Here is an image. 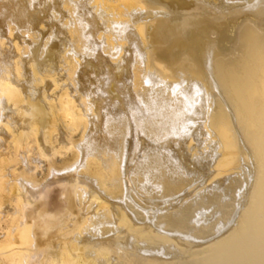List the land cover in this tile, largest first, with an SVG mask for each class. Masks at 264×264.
Instances as JSON below:
<instances>
[{"label":"bare ground","instance_id":"1","mask_svg":"<svg viewBox=\"0 0 264 264\" xmlns=\"http://www.w3.org/2000/svg\"><path fill=\"white\" fill-rule=\"evenodd\" d=\"M243 1L0 0V264H264V0ZM243 162L233 210L128 204Z\"/></svg>","mask_w":264,"mask_h":264},{"label":"rangeland","instance_id":"2","mask_svg":"<svg viewBox=\"0 0 264 264\" xmlns=\"http://www.w3.org/2000/svg\"><path fill=\"white\" fill-rule=\"evenodd\" d=\"M224 3H223V2ZM218 0V5L217 6H214V10L216 9V11L218 12V15L221 17V19H224L226 18V10L230 9L231 8H234L235 6L238 7L240 6L244 1L243 0ZM239 1V2H238ZM221 2V3H220ZM227 2V3H225ZM231 2V4H230ZM238 2V3H236ZM234 3V4H233ZM224 5V6H223ZM220 6V7H219ZM219 7V8H218ZM227 10V11H228ZM222 11V12H221ZM220 12V13H219ZM224 13V14H223ZM223 14V15H222ZM150 15V17H149ZM153 16L152 14H146L145 15V20L148 21L149 19H153ZM71 157V156H70ZM72 159V158H71ZM54 160V161H53ZM49 163V164H48ZM53 163V164H52ZM56 163V164H55ZM58 163V164H57ZM52 164V165H51ZM64 164V161L62 160H59V159H49V160H46L43 167H42V170H41V173L39 174L38 173V176L37 174L34 175L33 179L36 181V182H39V183H43L45 181H48V179H50L51 177V172H52V169H59L60 166L62 167V165ZM50 168V169H49ZM241 168V169H240ZM240 168H239V172L237 173H229V174H226L224 175L222 178V181H223V185L221 188H218L215 183L211 182V183H208L205 185V175H204V172L202 173H196L194 175H191L189 176V178H187L188 180H186V177L183 178L184 181H186L187 183L191 182L193 183L194 186H198L200 185V189L199 191H196V194L192 195V197L188 198L185 202L186 203H183V205L181 204L180 205V210H177L179 209L178 207L177 208H171V203L168 202L167 200L170 198V195H169V192L167 190H162L161 193H153V197L156 198L158 201L162 200L163 201V204H160L159 206L155 207L156 205H152V204H148V208L147 207V203H144L142 204V201L139 200V198L136 197L135 193L131 192V198H132V201H128V204L130 203V209L131 210H134L132 211L133 213H135L136 215L138 216H141V217H152L153 215L154 216H158V217H161V222L163 224H171V222H173V220H176L177 218H181L183 215L187 214L188 212H190L193 208L192 207V203L194 201H197V200H202V206L205 207V210L203 213L202 212H194V213H197L198 216L202 217L204 216V218H210L212 212H214V210H220L221 208V212H226V210L230 211L233 210L232 208H236L237 205H238V202H236V197L238 196V191L242 190V186H244V182L248 176V165H246V163H242V165H240ZM44 172V173H43ZM198 174V176H197ZM231 174H232V177H231ZM234 174V176H233ZM246 176H245V175ZM43 176V177H42ZM194 176H197V177H194ZM229 176V177H228ZM191 177V178H190ZM43 178V179H42ZM226 182H225V181ZM238 180V181H237ZM243 182V183H242ZM185 183V184H187ZM241 184V185H240ZM217 187V188H215ZM242 187V188H241ZM206 188V189H204ZM240 188V189H239ZM203 189V190H202ZM219 189V190H218ZM223 189V190H222ZM205 190V191H204ZM218 190V191H217ZM188 191V188L187 186H183V187H180L173 195L171 198H176V200L178 201L180 199L181 196H183V194H185L186 192ZM219 192V193H218ZM236 192V193H235ZM177 194V195H176ZM213 194V195H212ZM223 194V195H222ZM230 194V195H229ZM56 196V191H52L50 194H49V197H48V200L49 201H55L53 196ZM135 195V196H134ZM155 195V196H154ZM212 195V196H211ZM210 196V197H209ZM136 197V199L134 198ZM225 197V198H224ZM194 198V200H193ZM201 198V199H200ZM227 199V200H226ZM137 200V201H135ZM135 202V203H133ZM140 202V203H139ZM132 203V204H131ZM206 205H205V204ZM140 204V205H139ZM142 204V205H141ZM236 204V205H235ZM133 205V206H131ZM139 205V206H138ZM146 205V206H145ZM214 207H213V206ZM142 206V207H141ZM153 206V208H152ZM162 206V207H160ZM219 206V207H218ZM236 206V207H235ZM170 207V209H169ZM148 208V209H147ZM155 208V209H154ZM224 208V210H223ZM212 209V210H211ZM144 210H147V211H144ZM218 210V211H219ZM149 211V212H148ZM177 212V214L175 215V213ZM211 211V212H210ZM164 212V213H163ZM166 212V213H165ZM164 214V215H163ZM151 215V216H150ZM164 216V218H163ZM176 216V217H175ZM179 216V217H178ZM168 217V218H167ZM175 217V218H174ZM215 217V216H214ZM171 218V219H170ZM170 221V222H169ZM210 222H212V220H208L206 221L205 223V226L208 224H210ZM108 229L111 228V225H107L106 226ZM105 227V229H107ZM107 229V230H108ZM166 231L168 232H171V229H169V227H167L165 229ZM149 250H154V249H148ZM171 251H174L175 249L174 248H171L169 249ZM160 258H163L162 256H159Z\"/></svg>","mask_w":264,"mask_h":264}]
</instances>
